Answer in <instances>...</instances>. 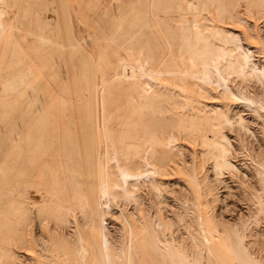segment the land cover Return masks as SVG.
<instances>
[{
  "label": "bare ground",
  "instance_id": "6f19581e",
  "mask_svg": "<svg viewBox=\"0 0 264 264\" xmlns=\"http://www.w3.org/2000/svg\"><path fill=\"white\" fill-rule=\"evenodd\" d=\"M0 264H264V0H0Z\"/></svg>",
  "mask_w": 264,
  "mask_h": 264
},
{
  "label": "rangeland",
  "instance_id": "374dc122",
  "mask_svg": "<svg viewBox=\"0 0 264 264\" xmlns=\"http://www.w3.org/2000/svg\"><path fill=\"white\" fill-rule=\"evenodd\" d=\"M242 158L240 157L239 158V160H241ZM223 190V189H222ZM223 192V191H222ZM239 201V202H238ZM227 203H228V205H227V207L225 208V213L226 214H237L238 212H240V210H241V212L242 211H244V205H243V203H242V201H240L239 199H237V197H228V199H227ZM243 209V210H242ZM220 210V209H219ZM113 212H117V210L116 209H114L113 210ZM116 214V213H115ZM232 214V215H233ZM106 217L108 218V220H107V222L108 223H111L110 221V219H111V217H110V214H106ZM113 221V220H112ZM109 225H112V224H109ZM113 228V227H112Z\"/></svg>",
  "mask_w": 264,
  "mask_h": 264
}]
</instances>
